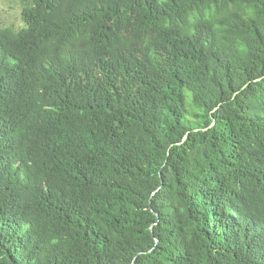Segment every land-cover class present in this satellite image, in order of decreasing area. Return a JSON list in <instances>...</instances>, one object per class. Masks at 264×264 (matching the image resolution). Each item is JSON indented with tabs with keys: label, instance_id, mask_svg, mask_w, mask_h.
I'll return each instance as SVG.
<instances>
[{
	"label": "trees",
	"instance_id": "trees-1",
	"mask_svg": "<svg viewBox=\"0 0 264 264\" xmlns=\"http://www.w3.org/2000/svg\"><path fill=\"white\" fill-rule=\"evenodd\" d=\"M22 1L0 264H264V0Z\"/></svg>",
	"mask_w": 264,
	"mask_h": 264
},
{
	"label": "rangeland",
	"instance_id": "rangeland-1",
	"mask_svg": "<svg viewBox=\"0 0 264 264\" xmlns=\"http://www.w3.org/2000/svg\"><path fill=\"white\" fill-rule=\"evenodd\" d=\"M24 3L22 0H0V21L3 26L20 30L24 26L21 18Z\"/></svg>",
	"mask_w": 264,
	"mask_h": 264
},
{
	"label": "water",
	"instance_id": "water-1",
	"mask_svg": "<svg viewBox=\"0 0 264 264\" xmlns=\"http://www.w3.org/2000/svg\"><path fill=\"white\" fill-rule=\"evenodd\" d=\"M151 204V203H150ZM151 206V205H150Z\"/></svg>",
	"mask_w": 264,
	"mask_h": 264
}]
</instances>
